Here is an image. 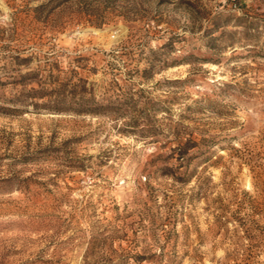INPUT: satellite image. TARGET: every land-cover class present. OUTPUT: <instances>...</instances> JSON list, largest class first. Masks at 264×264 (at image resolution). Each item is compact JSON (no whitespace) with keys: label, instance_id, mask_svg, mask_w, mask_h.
I'll use <instances>...</instances> for the list:
<instances>
[{"label":"rangeland","instance_id":"obj_1","mask_svg":"<svg viewBox=\"0 0 264 264\" xmlns=\"http://www.w3.org/2000/svg\"><path fill=\"white\" fill-rule=\"evenodd\" d=\"M0 264H264V0H0Z\"/></svg>","mask_w":264,"mask_h":264}]
</instances>
